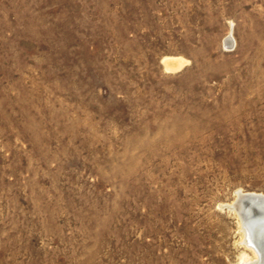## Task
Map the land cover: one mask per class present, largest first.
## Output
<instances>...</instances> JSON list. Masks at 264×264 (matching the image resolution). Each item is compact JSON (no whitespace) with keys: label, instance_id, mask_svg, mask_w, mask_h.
I'll return each mask as SVG.
<instances>
[{"label":"rangeland","instance_id":"374dc122","mask_svg":"<svg viewBox=\"0 0 264 264\" xmlns=\"http://www.w3.org/2000/svg\"><path fill=\"white\" fill-rule=\"evenodd\" d=\"M238 190L264 0H0V264L254 261Z\"/></svg>","mask_w":264,"mask_h":264},{"label":"bare ground","instance_id":"6f19581e","mask_svg":"<svg viewBox=\"0 0 264 264\" xmlns=\"http://www.w3.org/2000/svg\"><path fill=\"white\" fill-rule=\"evenodd\" d=\"M230 37L231 36H229V38ZM164 64L168 68L167 70H170V69L173 70V69L179 67L182 64V61L176 57H167V58L164 57ZM252 194L264 195V193H259V192L258 193L257 192L256 193L255 192H243L241 190H238L237 191V198L229 205V207L235 206L237 209L241 208L243 210V214H241L240 210H238L237 213L239 216L238 218H240V221L242 223V227H243L244 231L246 232L245 238L243 237L244 242L248 246L253 248V250H255L257 253V257L254 261H249V262L246 261V262H243V264H260L261 263L260 254L255 249L254 245H252V242H254V241L257 242L258 239L260 240L261 232L259 233L258 231H260V230L264 231V218H263L264 213L259 214V212H258L259 210L264 209V204H261V203H258L257 201L249 199L250 195H252ZM239 212H240V214H239ZM259 215H260L261 220H262V221L260 220L261 222L258 221L259 219L258 220L256 219V217ZM260 217H258V218H260ZM254 229H256V233H258V235L257 234L255 235ZM247 235H250L249 237H251L252 239H248ZM259 261H260V263H259ZM262 264H264V261L262 262Z\"/></svg>","mask_w":264,"mask_h":264},{"label":"water","instance_id":"95a60500","mask_svg":"<svg viewBox=\"0 0 264 264\" xmlns=\"http://www.w3.org/2000/svg\"><path fill=\"white\" fill-rule=\"evenodd\" d=\"M242 196V195H241ZM249 199H251V200H254V201H257L258 203H261V204H264V195H261V194H252V195H250V197H249ZM227 208H229V207H227ZM230 210H235V212H238V210H240V212H241V214H243V210L240 208V209H237L235 206L234 207H230L229 208ZM244 209V208H243ZM240 212H239V214H240ZM259 212V214H263L264 213V209L263 210H259L258 211ZM262 212V213H261ZM238 214V213H237ZM245 216V215H244ZM264 216V215H263ZM258 217H260V215L259 216H257L256 217V219L259 221V222H261L262 220H261V217L260 218H258ZM264 218V217H263ZM261 220V221H260ZM257 221V222H258ZM254 222V221H253ZM244 230V229H243ZM254 232H255V235L257 234L258 235V233H256V229H254ZM259 233L261 232V238H260V240L258 239V241L257 242H252V245H254V247H255V249L258 251V253L260 254V261H261V263H260V261H259V263L260 264H262V262L264 261V231L263 230H260V231H258ZM252 234V233H251ZM250 235H247V238L248 239H252L251 237H249Z\"/></svg>","mask_w":264,"mask_h":264}]
</instances>
